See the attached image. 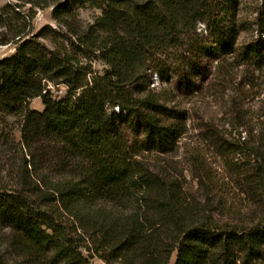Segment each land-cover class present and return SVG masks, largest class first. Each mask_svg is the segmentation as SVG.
I'll use <instances>...</instances> for the list:
<instances>
[{"label":"trees","instance_id":"obj_1","mask_svg":"<svg viewBox=\"0 0 264 264\" xmlns=\"http://www.w3.org/2000/svg\"><path fill=\"white\" fill-rule=\"evenodd\" d=\"M72 1L100 14L83 26ZM219 1H28L54 5L53 19L84 56L107 64L89 81L90 66H78L64 44L47 49L29 36L35 11L16 1L0 4V45L15 46L0 59V143L12 145L15 135L22 153L19 181L0 185V264H91L95 255L107 264H248L263 256L264 225L223 228L201 217L180 188L134 157L116 127L127 116L144 150L172 149L184 113L165 108L150 89L148 54L183 29L195 31L199 20L214 40L194 41L191 52L215 58L233 52L235 31L228 27L234 15L226 6L233 0ZM46 28L38 36L49 38ZM49 33L58 42L61 34ZM242 50L258 60L264 41ZM36 98L42 109L30 107ZM216 145L227 147L218 139ZM248 145L243 140L232 150L256 158L260 183L264 155Z\"/></svg>","mask_w":264,"mask_h":264},{"label":"rangeland","instance_id":"obj_2","mask_svg":"<svg viewBox=\"0 0 264 264\" xmlns=\"http://www.w3.org/2000/svg\"><path fill=\"white\" fill-rule=\"evenodd\" d=\"M6 1L22 3L21 10L25 12L35 11L29 36L36 35L47 49H62L64 44L68 55L80 59L78 66H90L88 81L95 73L102 75L108 69L101 59L84 56L85 49L80 51L66 27L53 19L54 5L39 8L30 0H0V4ZM226 6L234 15L228 27L235 31L233 52L220 53L217 58L203 51L191 52L194 41L214 40L206 21L199 20L195 31L183 29L174 42L148 54L150 89L159 95L165 108L184 113L183 133L172 149L144 150L142 135L134 124L128 123L131 119L127 116L118 119L116 127L125 135L134 157L180 188L185 203L192 204L197 214L223 228H250L264 225V178L260 183L256 178V158L240 156L232 147L245 140L249 142L248 150L253 148L264 155V50L258 60L246 57L242 50L249 42L264 41V0H233ZM71 9L83 26L100 14L98 8L88 4L78 7L75 1L71 2ZM68 19L74 22L73 17ZM45 27L61 34L58 42L50 41L52 33L48 28L45 30L49 38L38 36ZM14 49V45H0V59ZM30 107L42 109L43 104L36 98ZM13 139L12 145L0 143V185L19 181L22 153L15 135ZM216 139L227 147H218ZM4 255L7 259L5 252ZM90 262L107 264L99 255L92 256ZM12 264L22 263L12 260ZM248 264H264V247L263 256Z\"/></svg>","mask_w":264,"mask_h":264}]
</instances>
